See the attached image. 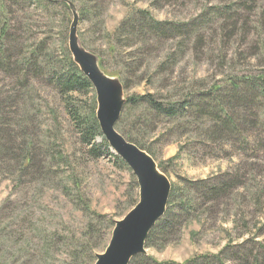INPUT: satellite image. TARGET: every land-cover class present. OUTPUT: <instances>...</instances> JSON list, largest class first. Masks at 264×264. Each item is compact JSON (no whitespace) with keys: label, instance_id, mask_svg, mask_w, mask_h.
<instances>
[{"label":"rangeland","instance_id":"374dc122","mask_svg":"<svg viewBox=\"0 0 264 264\" xmlns=\"http://www.w3.org/2000/svg\"><path fill=\"white\" fill-rule=\"evenodd\" d=\"M71 1L81 14L77 36L98 57L100 70L122 85L124 99L153 92L168 105L179 106L192 98L190 102L207 108L217 97L226 110L218 116L226 115L227 129L215 114L195 108L177 119L158 116L144 104L125 114L128 120L139 119L134 131L171 187L183 193L188 181L233 182L226 197L203 199L170 232L158 235L154 246L145 247L144 255L182 263L195 255L215 254L226 264H264V95L259 89L230 85L243 74H264V51L258 49L264 41V0ZM12 8L14 13L8 18L15 23L9 39L17 44L10 55L23 56L39 46L43 57L62 61L63 34L67 40L72 20L70 9L35 0H20ZM139 9L150 11L158 20L189 23V27L174 37L154 40L147 39L153 33L130 23L116 41V27ZM169 54L172 57L167 58ZM162 60L166 61L159 68ZM26 71L43 84L47 82L38 69L18 73L22 77ZM18 84L11 71H0L1 97L6 98ZM214 84L220 86L217 92H212ZM76 102L82 110L88 109L90 95L83 94ZM51 105L49 114L41 118L53 122L55 151L76 153L77 158L56 169L74 168L79 174L87 208L75 195L63 196L50 182L31 181L43 175L39 163L20 176L13 152L1 150L0 264H85L84 253L72 257L77 242L71 243V238L79 237L91 213L104 214L89 243L96 254L109 241L111 232L105 234L109 219L122 218L135 205L129 206L135 194L138 200V187L136 191L132 188L129 171L109 156L83 155L86 148L78 144L76 129L70 127L57 101ZM1 108V128H6L10 106L4 102ZM11 133L1 132L0 144L9 148ZM37 152L42 157L43 150ZM53 235L46 246L45 237Z\"/></svg>","mask_w":264,"mask_h":264},{"label":"trees","instance_id":"16d2710c","mask_svg":"<svg viewBox=\"0 0 264 264\" xmlns=\"http://www.w3.org/2000/svg\"><path fill=\"white\" fill-rule=\"evenodd\" d=\"M19 1L20 0H0V71H11L14 78L20 83L16 88L13 87L9 90L6 98L1 97L2 94H0V110L4 102H7V106H10V110L6 112L9 115L6 117V128H1V125H4L1 121V116L4 114L3 111L0 112V133L3 131L12 132V135L8 136L9 148L7 146L5 147L4 144H0V151L6 150L13 152L12 159L15 161L16 168L20 170V176L28 173L30 168L39 163V170L43 175L39 178H32L31 181H37V183H41V185L50 182V184L57 186L63 196L70 198L75 195V198L87 208L82 196L80 187L81 181L78 179L79 174L74 168H72L73 171L66 168L61 172L56 169V167H61V165L72 164L73 160L77 159L75 158L76 153L71 155L66 153L67 151L64 152L61 149L55 151L56 149L54 146L57 136L53 133V122L50 119L44 121L41 118V115L47 116L49 114V110L47 111V109H52L50 108L53 106L51 103L55 104L57 101L70 127L76 129L78 144L81 145V149L84 148V146L86 148V150L84 149L82 151V154L93 158L109 156L118 167L129 171L132 188L136 191L137 183L134 175L125 162L111 151L101 132L95 116L96 100L93 86L73 61L66 43V32L63 34L64 44L66 45L63 48L64 56L62 61L54 62L51 57H43L39 53V46L29 50L23 56L13 57V55H10V49L14 48L17 42L16 40L9 39V36L12 35L11 28L13 29V24L15 22L13 23L8 17L10 13H14L12 7L19 3ZM35 1L44 2L52 6H61L67 8V10L69 9L68 5L61 0L59 2H56V0ZM80 15L79 13V16ZM130 23L133 25L136 23L141 31L147 29L150 33H153L151 34L153 37L147 39L154 40L174 37L176 33H181L184 31V28L189 27V23H172L171 21L158 20L150 11L139 9L130 14L129 17H125L116 27L113 33V35H116V41L119 39L120 33L128 24L130 25ZM80 42L84 46L81 38ZM258 49L264 51V41L259 42ZM170 57H172V54H169L167 58ZM165 61L166 60H162V62L159 63V68L163 66ZM24 69H38V75L45 76L44 78L47 79V82L43 84V80L36 79L27 71L21 77L18 72ZM117 74L119 75L120 72H117ZM230 85L234 89L239 88L240 85L248 89H259L264 95V74L260 76L243 74L240 75L235 82H230ZM123 86L124 89L127 87L126 84ZM219 88V85L214 84L212 86V92H217ZM41 92L43 93L41 94ZM43 94L44 96H42ZM83 94L90 95L91 100L88 109L84 108V110H82V107L76 102L78 97ZM49 95H52V101H49ZM196 97L200 98L201 95L198 94ZM37 98L39 100H37ZM191 100L193 99L186 98L183 104L176 106L161 102L153 92H147L143 95H127L115 127L127 140L137 144L149 154H151V152L145 147L142 140L134 131L139 123V119L134 118L128 120L127 115H125L130 114V111L139 104H144L147 111L154 112L158 116L174 119L179 118L181 113H187V109L195 108L197 110H205L207 113L215 114L218 117L216 119L227 129L229 123L226 121V115L224 118L218 116V113L224 112L226 114V110L219 98L216 97L215 102L207 108H205L204 104H200V102L194 104L190 102ZM200 101H202V98H200ZM82 145L84 146L82 147ZM40 149L43 150L42 157L40 153L38 154L37 152ZM37 157L41 158L38 159ZM158 166L160 168V165ZM209 182H211V180L188 181L187 185H185V192L183 193L181 188L171 187L166 211L150 230L145 241V247L154 246V240L158 235L164 236L170 232L176 224L187 218L191 210L203 204V199H206V201H215L219 197H226L229 194V189L233 187V182L230 183V181L222 183ZM201 187H203L204 190L198 195L196 192H198ZM135 196H137V194H135ZM135 196H133L130 201V207L137 202V197ZM91 215L90 219L85 223L79 237L71 238V243L75 240L77 242V250L71 252L72 257H78L80 253H84L86 259L85 264H87V262H94L95 260V253L93 252L94 246L89 243L98 231L97 223H101L104 217V214L101 215L94 212L91 213ZM113 226L114 220L109 219L105 234H110ZM53 237L54 235L45 237L44 243L46 246H50ZM138 260H141L145 264H226L219 255L215 254L195 255L182 263L175 261H157L150 255L139 254L132 257L129 264H133ZM73 264L78 263L75 262Z\"/></svg>","mask_w":264,"mask_h":264},{"label":"water","instance_id":"95a60500","mask_svg":"<svg viewBox=\"0 0 264 264\" xmlns=\"http://www.w3.org/2000/svg\"><path fill=\"white\" fill-rule=\"evenodd\" d=\"M64 1L72 20L67 46L79 70L91 82L96 100L95 116L111 151L119 156L134 175L138 200L114 222L109 241L102 252L95 254L93 264H129L132 257L145 254V241L155 223L164 215L171 185L154 158L137 144L127 140L115 127L126 99L119 81L105 75L98 57L87 50L77 36L78 10L71 0Z\"/></svg>","mask_w":264,"mask_h":264}]
</instances>
